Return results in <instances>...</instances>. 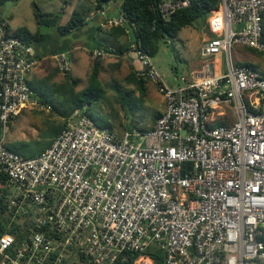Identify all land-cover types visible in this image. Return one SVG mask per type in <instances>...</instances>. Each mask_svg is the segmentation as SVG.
<instances>
[{
    "label": "built area",
    "instance_id": "built-area-1",
    "mask_svg": "<svg viewBox=\"0 0 264 264\" xmlns=\"http://www.w3.org/2000/svg\"><path fill=\"white\" fill-rule=\"evenodd\" d=\"M189 4L158 9L168 20ZM97 13L102 28L126 23L107 6ZM208 25L201 56L224 53L226 72L210 66L175 88L132 45L137 77L165 98L153 129L119 134L77 110L45 152L25 158L7 137L36 105L39 60L0 15V264H154L152 246L165 264H264V72L231 58L234 47L264 54V0H221ZM54 58L70 71L67 53Z\"/></svg>",
    "mask_w": 264,
    "mask_h": 264
},
{
    "label": "rangeland",
    "instance_id": "rangeland-1",
    "mask_svg": "<svg viewBox=\"0 0 264 264\" xmlns=\"http://www.w3.org/2000/svg\"><path fill=\"white\" fill-rule=\"evenodd\" d=\"M33 3H36L44 13H60L62 25L67 23L75 8H83L90 17L93 16L97 21L100 18L97 13L95 0H21L19 7L15 10V14L9 18L12 32L17 33L20 29L26 28L31 32H36L39 29L42 34L55 35L53 28L38 26L34 15ZM116 4L117 6H121L122 0H117ZM209 17L203 23L196 22L192 26L182 29L176 38L166 37L158 53L152 57V64L166 86L173 87L181 84L183 78L187 79L195 71L204 68L208 69L212 64L217 63V59L202 58L200 53L202 42L213 38L208 25ZM88 28L84 30L80 38L72 42V50L67 53L71 76L78 80L79 86L76 89L77 91L88 84V78L92 70L93 61L95 60L94 56H91L88 44L91 42L88 38ZM237 49L246 54L245 57H240ZM132 55L135 59L134 54ZM45 58L46 60L43 63L41 71L44 76L41 75V78L49 76L51 80L48 85H43V83L42 85L46 89L44 91L47 92V96L54 101V104L58 105L60 97L55 93L54 84L64 80V73L59 70L54 57L48 56ZM231 58L233 62L236 60H257L260 64L253 66L264 72V54L256 55L248 51L247 48L234 47ZM101 61L104 70L100 79L104 83V93L101 98L93 100L90 107V114L94 122L98 125L109 126L112 128V131L119 134L134 129L141 131L151 129L155 125L152 119L155 107L152 105H155L156 98L153 99L154 101L150 105L145 98L141 99L139 97V93L134 85L125 81L126 77L133 70L131 62H120L115 53L106 55L101 58ZM224 61L226 63V58ZM113 85L119 86V90L113 88ZM156 85L158 93L162 94L158 89V84ZM153 91L154 89L150 85L147 94L152 95ZM34 94L38 101L41 102L37 93L34 92ZM38 101L36 105H31L30 108L22 111L12 124L13 127L10 129L7 140L10 148L19 146L30 140H38L48 128L63 122L62 118L52 108L50 110L46 109ZM230 114L232 115L231 112Z\"/></svg>",
    "mask_w": 264,
    "mask_h": 264
},
{
    "label": "trees",
    "instance_id": "trees-1",
    "mask_svg": "<svg viewBox=\"0 0 264 264\" xmlns=\"http://www.w3.org/2000/svg\"><path fill=\"white\" fill-rule=\"evenodd\" d=\"M13 1L16 2L18 0ZM114 1L117 0H95L96 9H102L104 6H108ZM163 1L164 0H122L120 13L125 16L126 23L123 26L112 27L107 30L116 39L125 37L128 39V42L122 45L120 49L114 51L102 41H94L95 34L97 32H103L105 29L100 25L92 26L88 28V34L93 40V44L89 46L91 56H93L94 50L99 49L105 50L108 53H115L117 56L122 57L125 53L131 52V47L135 44L138 49L145 51L150 57H153L160 50L161 44H163L166 37L176 38L182 29L192 26L196 22L203 23L207 21L211 12L218 9L221 3V0H189L190 4L187 7L176 10L170 19L166 20L158 9L159 4ZM3 2L4 0H1L0 5ZM33 9L38 26L53 28L55 30V35L42 34L39 29L36 32H31L26 28L20 29L14 35L24 38L28 43L33 44L36 49V58L38 60L48 56L55 57L60 53L70 52L72 50V42L80 38L84 30L90 25V16L83 8H75L70 19L64 25L61 24L62 17L60 13H44L39 9L36 3H33ZM210 34L214 37L212 33ZM247 50L256 55L263 54L253 49L247 48ZM246 65L258 69L251 64ZM103 70L102 61L95 59L88 78V84L78 91L76 90L79 86L78 80L72 78L71 71L65 72L64 80L54 84L55 93L60 97L57 103L58 105L54 104V101L51 100L50 97L47 96V92L44 91L46 89L43 85H48L51 80L49 76L43 77L42 80L29 82L31 90L37 93L40 98V104L45 106L46 109L50 110L52 108L53 111L62 118L63 122L48 128V130L44 132L43 138L41 137L38 140L24 142L12 148L8 147L25 158L35 157L45 152L51 146L59 134L67 127L68 121L74 116L77 110L84 112L93 119L90 114L92 102L93 100L101 98L104 93V83L100 79ZM125 81L136 87L141 99L146 97L148 91L147 85L150 82L149 79L137 77L136 71L133 69L126 77ZM118 87L117 85H113V88L119 90ZM161 115L162 114L159 113H154L152 115L154 123H156V120ZM98 126L112 130L109 126ZM10 128L12 129V124ZM153 128L154 126L151 129ZM5 181V177L0 174V204H3L4 200L1 194L4 191ZM0 228V232H2V226ZM145 255L152 257L154 264H165L164 253L155 246L148 249ZM132 263L133 260L125 264Z\"/></svg>",
    "mask_w": 264,
    "mask_h": 264
},
{
    "label": "crops",
    "instance_id": "crops-1",
    "mask_svg": "<svg viewBox=\"0 0 264 264\" xmlns=\"http://www.w3.org/2000/svg\"><path fill=\"white\" fill-rule=\"evenodd\" d=\"M20 3H21V0H18L16 2L13 1V0H4V2L1 3V5H0V15L3 17V19L6 20L7 25H8V29H9V32L12 33V34H15V33L11 31L10 23H9V20L10 19L9 18L12 17V15L15 14V10H16V8L19 7ZM116 3H117V1H114V2L110 3L107 6V13H108L109 16H116V15H119L120 14V6H117ZM98 21L99 22L101 21V17L98 19ZM98 21L93 16L90 17L89 18L90 25L88 27L90 28L92 26L99 25L100 23ZM104 29L105 30L103 32H97L95 34V40L94 41H96V40L99 41L100 40L105 45L110 46L111 49H114L115 51L118 50V49H120V47L122 45H124V44H126V42H128V39H126L125 37H121L119 39H116L112 34L109 33V31L107 30L108 28H104ZM88 38L91 41L88 44H89V46H91L93 44V40L90 38V35H89ZM208 40H210V39H208ZM205 42H206L205 40H204V42H202L201 49L204 46ZM237 51H238L240 57H242V56L245 57L246 54H244L241 50L237 49ZM200 52H201V50H200ZM117 57L119 58V61L120 62H123V63H126L127 61L131 62L130 64L133 66L132 68L134 70H136L139 67L138 62L134 59L132 53H130V52L125 53L124 56H122V57H119V56H117ZM210 58L217 59V63L211 65V68H213V73L215 75L224 74L226 72V64H225V61H224L225 60L224 53L219 54V55H216V56H212ZM45 60H46V58H43V59L39 60V64L34 69L33 73L31 74V76L29 78L30 79L29 82H35L36 80H40V79L43 78V77L41 78V75L44 76V74L41 71H42L43 63H44ZM235 63L236 64H239V65L240 64H242V65H246V64H251V65L260 64L257 60H253V61H239V60H236ZM209 72H210V67L208 69L207 68L206 69L204 68L202 70L195 71V73L191 77H189L187 79L183 78V82L181 84L175 85L172 88H175L177 86H182L184 84V81H188V82L192 81L198 74L199 75L201 74L203 76H206V75L209 74ZM150 85L153 87L154 91H153L152 95L147 94L146 97H145V99L151 105V103H153V101H154L153 99L156 98L155 105H152V106L155 107V113L163 114L164 111H165V108H166L165 98H164V96L162 94H159L158 93L157 85L155 83H153V82L150 81L148 83L147 87H149ZM30 107L31 106L25 108L23 111H25L26 109H28ZM12 127H13V125H12ZM9 133H10V130H9ZM8 136H9V134H8ZM8 138L9 137H7V140H8ZM7 145H8V143H7Z\"/></svg>",
    "mask_w": 264,
    "mask_h": 264
}]
</instances>
